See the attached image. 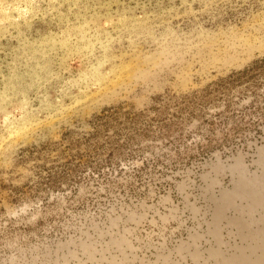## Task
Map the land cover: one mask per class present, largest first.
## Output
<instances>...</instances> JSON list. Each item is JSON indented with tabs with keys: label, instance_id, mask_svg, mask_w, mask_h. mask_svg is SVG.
I'll list each match as a JSON object with an SVG mask.
<instances>
[{
	"label": "rangeland",
	"instance_id": "obj_1",
	"mask_svg": "<svg viewBox=\"0 0 264 264\" xmlns=\"http://www.w3.org/2000/svg\"><path fill=\"white\" fill-rule=\"evenodd\" d=\"M264 0H0V264H264Z\"/></svg>",
	"mask_w": 264,
	"mask_h": 264
},
{
	"label": "trees",
	"instance_id": "obj_2",
	"mask_svg": "<svg viewBox=\"0 0 264 264\" xmlns=\"http://www.w3.org/2000/svg\"><path fill=\"white\" fill-rule=\"evenodd\" d=\"M263 66H264V57L259 58L258 61H255L252 67H248L246 69L238 71L236 77L232 78V80H239L241 78L250 77L254 73V70L262 68Z\"/></svg>",
	"mask_w": 264,
	"mask_h": 264
}]
</instances>
